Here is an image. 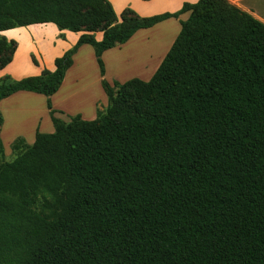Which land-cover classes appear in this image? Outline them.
<instances>
[{"label": "trees", "instance_id": "obj_1", "mask_svg": "<svg viewBox=\"0 0 264 264\" xmlns=\"http://www.w3.org/2000/svg\"><path fill=\"white\" fill-rule=\"evenodd\" d=\"M184 13L148 82L101 81L94 121L65 123L47 101L53 134L15 140L10 161L0 140V264H264V24L229 0L119 23L107 0H0V33H81L53 72L1 80L0 101L51 97L84 45L103 78L105 51ZM9 49L0 69L16 50L1 38Z\"/></svg>", "mask_w": 264, "mask_h": 264}, {"label": "crops", "instance_id": "obj_2", "mask_svg": "<svg viewBox=\"0 0 264 264\" xmlns=\"http://www.w3.org/2000/svg\"><path fill=\"white\" fill-rule=\"evenodd\" d=\"M107 1L118 23L126 9L132 10L140 18H148L164 13L172 14L179 11L183 4L198 2V0ZM230 2L232 1L229 0ZM189 15L190 13H184L178 19H168L150 29L139 30L124 45L105 51L101 55L103 78L93 48L84 45L73 56L72 66L67 70L59 90L51 97L18 92L1 100L0 140L5 156L9 154L8 152L11 153V145L19 138L31 146L37 134L54 133L47 101L50 102L51 110L55 112V118L65 123L69 122V118L76 116L83 121H94L98 111H104L108 106L107 97L101 87L103 79L110 86L115 82L122 85L132 79L148 82L177 38L181 29L180 22L187 21ZM254 18L264 24L262 20ZM80 36L81 33L59 31L53 24L31 25L0 33V39L16 43L11 62L0 69V81L5 78L20 81L39 76L44 70L53 72L55 60L71 49ZM92 36L96 41H101L103 34L96 32Z\"/></svg>", "mask_w": 264, "mask_h": 264}, {"label": "rangeland", "instance_id": "obj_3", "mask_svg": "<svg viewBox=\"0 0 264 264\" xmlns=\"http://www.w3.org/2000/svg\"><path fill=\"white\" fill-rule=\"evenodd\" d=\"M230 4L244 12L250 13L251 16L256 17L264 22V0H238L235 2L232 1L230 2ZM75 9L80 12H85V11H92L96 9V7L95 6L94 7L93 6H75ZM9 56H10V49L4 50L3 53L0 54V64L4 63L6 59L9 58ZM8 153L9 154L6 155V160L10 161L13 159V157L11 156L10 152Z\"/></svg>", "mask_w": 264, "mask_h": 264}]
</instances>
